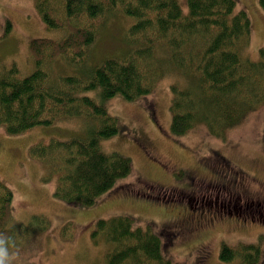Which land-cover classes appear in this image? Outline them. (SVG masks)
I'll use <instances>...</instances> for the list:
<instances>
[{"label": "trees", "instance_id": "16d2710c", "mask_svg": "<svg viewBox=\"0 0 264 264\" xmlns=\"http://www.w3.org/2000/svg\"><path fill=\"white\" fill-rule=\"evenodd\" d=\"M257 1L264 11V0ZM185 3L186 13L177 0H35L45 26L63 34L28 40L34 67L26 76H20L14 63L0 62V126L7 134L18 135L65 117L86 120L83 137L39 139L27 149L29 159L43 169L42 181L53 182V197L90 206L130 174L128 157L100 149V140L118 131L117 119L105 107L116 94L134 101L163 78L176 77L181 85L176 79L169 83L171 134L183 135L203 124L220 139L264 104V45L256 59L244 55L251 28L246 12L236 11L235 0ZM119 15L131 19L121 56L105 57L83 75L54 68L57 59L82 63L96 45L97 33ZM9 28L7 22L5 32ZM181 175L180 171L176 177ZM12 199L0 180V246L6 249V264L15 249H25L50 228L42 214L25 223L13 222ZM93 225L92 243L106 247L103 264H172L162 255L160 237L150 226H134L131 218L121 215L97 219ZM74 230L67 222L60 237L73 239ZM219 258L227 264H259L260 245L222 244Z\"/></svg>", "mask_w": 264, "mask_h": 264}, {"label": "rangeland", "instance_id": "374dc122", "mask_svg": "<svg viewBox=\"0 0 264 264\" xmlns=\"http://www.w3.org/2000/svg\"><path fill=\"white\" fill-rule=\"evenodd\" d=\"M177 1L186 13L185 0ZM235 3L236 11H245L250 20L244 55L256 59L264 45V11L257 0ZM7 22L10 28L5 32ZM110 23L97 33L96 45L82 63L57 59L54 68L83 75L103 58L121 56L131 19L119 15ZM62 34L45 26L35 0H0V62L14 63L20 76L34 67L28 40L57 39ZM175 79L163 78L134 101L116 94L106 102L118 131L101 139L100 149L128 157L132 168L90 206L53 197V182L42 181L43 169L27 155L28 147L39 139L85 136V119L65 117L18 135H9L0 126V180L12 192V221L25 223L35 214L50 220L46 232L25 249L14 250L10 264H103L106 247L92 243L90 233L95 220L116 215L131 218L134 226H150L160 237L162 255L172 264H227L219 258L220 247L238 242L259 243V264H264V104L229 128L224 139L210 135L203 124L176 136L170 132L169 113V83ZM84 94L97 96L95 91ZM180 171L181 177H176ZM67 222L75 228L70 240L60 237Z\"/></svg>", "mask_w": 264, "mask_h": 264}, {"label": "clouds", "instance_id": "9594fccd", "mask_svg": "<svg viewBox=\"0 0 264 264\" xmlns=\"http://www.w3.org/2000/svg\"><path fill=\"white\" fill-rule=\"evenodd\" d=\"M7 252L3 246H0V264H6Z\"/></svg>", "mask_w": 264, "mask_h": 264}, {"label": "flooded vegetation", "instance_id": "af4514ba", "mask_svg": "<svg viewBox=\"0 0 264 264\" xmlns=\"http://www.w3.org/2000/svg\"><path fill=\"white\" fill-rule=\"evenodd\" d=\"M233 179H229V182H231ZM237 182V181H236Z\"/></svg>", "mask_w": 264, "mask_h": 264}]
</instances>
